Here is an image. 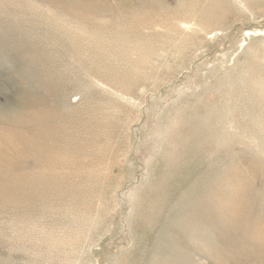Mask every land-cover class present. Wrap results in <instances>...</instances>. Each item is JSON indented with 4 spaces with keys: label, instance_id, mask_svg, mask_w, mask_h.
I'll list each match as a JSON object with an SVG mask.
<instances>
[{
    "label": "rangeland",
    "instance_id": "1",
    "mask_svg": "<svg viewBox=\"0 0 264 264\" xmlns=\"http://www.w3.org/2000/svg\"><path fill=\"white\" fill-rule=\"evenodd\" d=\"M0 264H264V0H0Z\"/></svg>",
    "mask_w": 264,
    "mask_h": 264
},
{
    "label": "bare ground",
    "instance_id": "2",
    "mask_svg": "<svg viewBox=\"0 0 264 264\" xmlns=\"http://www.w3.org/2000/svg\"><path fill=\"white\" fill-rule=\"evenodd\" d=\"M77 124V123H76ZM50 132V131H49ZM9 146V145H8ZM44 152L46 153V152H55V148H53V147H51V148H46V149H44ZM32 153V152H31ZM19 155V154H18ZM20 156V155H19ZM44 160V159H43ZM55 165V164H54ZM47 167V166H46ZM53 167V166H52ZM56 167V166H55ZM36 169V168H35ZM2 173H3V171H2Z\"/></svg>",
    "mask_w": 264,
    "mask_h": 264
}]
</instances>
